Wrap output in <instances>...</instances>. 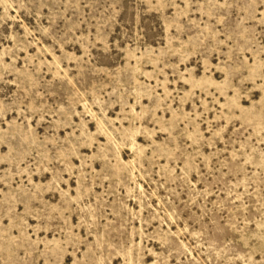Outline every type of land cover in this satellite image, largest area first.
<instances>
[{"label": "rangeland", "instance_id": "rangeland-1", "mask_svg": "<svg viewBox=\"0 0 264 264\" xmlns=\"http://www.w3.org/2000/svg\"><path fill=\"white\" fill-rule=\"evenodd\" d=\"M0 264H264V0H0Z\"/></svg>", "mask_w": 264, "mask_h": 264}]
</instances>
